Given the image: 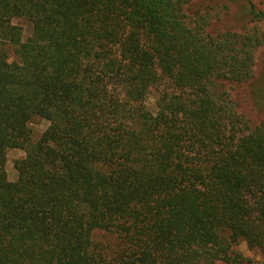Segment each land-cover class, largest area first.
Returning a JSON list of instances; mask_svg holds the SVG:
<instances>
[{"label":"trees","instance_id":"1","mask_svg":"<svg viewBox=\"0 0 264 264\" xmlns=\"http://www.w3.org/2000/svg\"><path fill=\"white\" fill-rule=\"evenodd\" d=\"M192 3L0 0V264H264V116L228 88L257 77L264 11L215 36Z\"/></svg>","mask_w":264,"mask_h":264},{"label":"rangeland","instance_id":"2","mask_svg":"<svg viewBox=\"0 0 264 264\" xmlns=\"http://www.w3.org/2000/svg\"><path fill=\"white\" fill-rule=\"evenodd\" d=\"M251 5H254L257 11H264V0H193L189 6L188 15L192 21L193 17H205L208 24L206 30L212 35L219 36L227 33L241 35L253 31L257 27L252 18ZM13 25L22 29L23 41H27L32 36L33 27L25 19H15ZM261 29H264V26ZM256 59V79L249 84L229 85L228 87L231 97L239 105L240 111L253 124L261 121L264 116V96L260 93L261 90H264V48L257 51ZM155 101L156 97H151L150 108L153 113L157 111ZM48 127L49 124L43 120H37L32 125L35 141L43 135ZM23 158H25V153L21 150L8 152L5 169L11 183L18 180L15 163ZM97 241L106 244L108 241L111 242V238L106 233H101ZM234 250L252 264L263 262L260 253L250 251L246 243L234 247ZM217 264L226 263L218 262Z\"/></svg>","mask_w":264,"mask_h":264}]
</instances>
